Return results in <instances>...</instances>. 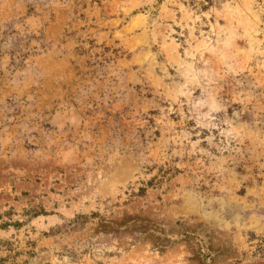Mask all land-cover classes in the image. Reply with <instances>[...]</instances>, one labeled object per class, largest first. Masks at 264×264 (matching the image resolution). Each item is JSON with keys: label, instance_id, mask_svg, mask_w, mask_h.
Listing matches in <instances>:
<instances>
[{"label": "rangeland", "instance_id": "374dc122", "mask_svg": "<svg viewBox=\"0 0 264 264\" xmlns=\"http://www.w3.org/2000/svg\"><path fill=\"white\" fill-rule=\"evenodd\" d=\"M0 264H264V0H0Z\"/></svg>", "mask_w": 264, "mask_h": 264}]
</instances>
